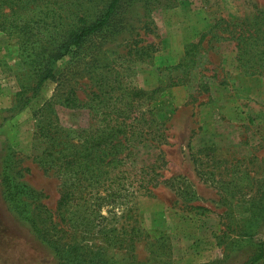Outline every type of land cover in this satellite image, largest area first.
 <instances>
[{
	"label": "rangeland",
	"instance_id": "374dc122",
	"mask_svg": "<svg viewBox=\"0 0 264 264\" xmlns=\"http://www.w3.org/2000/svg\"><path fill=\"white\" fill-rule=\"evenodd\" d=\"M60 1L95 17L107 0ZM260 9L264 0H122L104 32L60 58L57 20L34 26L26 49L0 32V264H264L252 261L264 249V75L236 62L239 25ZM198 42L190 74L172 69ZM45 67L68 68L65 91L81 104L110 87L161 88L166 142L134 149L135 168L153 166L156 185L131 199L126 220L104 208L62 221L63 177L43 168L51 142L38 128L69 132L98 118L60 103L38 114L57 88L37 86Z\"/></svg>",
	"mask_w": 264,
	"mask_h": 264
},
{
	"label": "trees",
	"instance_id": "16d2710c",
	"mask_svg": "<svg viewBox=\"0 0 264 264\" xmlns=\"http://www.w3.org/2000/svg\"><path fill=\"white\" fill-rule=\"evenodd\" d=\"M121 2L107 0L99 13L92 17L89 8L82 3L81 8L75 11V5L67 1L0 0V32L16 39L19 46L26 49L35 42L34 26L40 23L48 25L45 21L48 18H52L53 22L57 20L65 29L61 44L63 51L55 55L60 58L68 54L71 47L80 49L88 39L104 32L117 14ZM239 27L236 36L237 68L246 76L264 75V9L257 10L251 24L241 23ZM199 46V42L188 45L183 61L172 69L181 71L187 77L196 67L197 59L202 60ZM67 70L65 68L55 73L48 67L43 69L37 86L51 80L56 82L57 88L55 96L43 104L38 114L60 103L71 110L94 108V115L98 119L93 125L69 132L61 127L53 131L50 122L38 128L39 135L51 142L44 150L48 160L44 161L43 168L47 171L55 169L63 177L57 210L62 212L59 213L62 221V215L71 210L74 214L89 212V216L90 212L100 213L104 208L111 209L110 212L122 210L121 218L126 220L130 217L131 199L138 192L151 196L156 185L158 174L153 166L135 168L134 149L136 145L145 143L166 142L165 125L155 117L156 107L163 102L161 88L110 87L109 91L93 93V99L97 100L95 105L89 102L81 104L71 87L65 91ZM181 83V79H178L171 85ZM115 90L119 94L111 95ZM135 108L137 113H134ZM3 194L5 199L8 198V193ZM85 218H81L80 223ZM32 226L35 227V224ZM59 231L64 232V229ZM41 239L52 244L48 237ZM263 256L264 249L260 246L259 253L252 261L256 262Z\"/></svg>",
	"mask_w": 264,
	"mask_h": 264
}]
</instances>
